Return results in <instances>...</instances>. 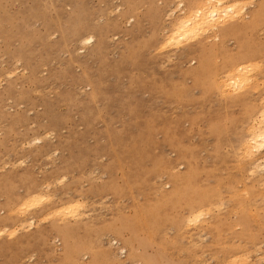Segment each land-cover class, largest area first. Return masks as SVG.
<instances>
[{"label": "rangeland", "instance_id": "obj_1", "mask_svg": "<svg viewBox=\"0 0 264 264\" xmlns=\"http://www.w3.org/2000/svg\"><path fill=\"white\" fill-rule=\"evenodd\" d=\"M248 1L228 34L167 47L179 0H0V264H264V170L242 157L264 0ZM247 62L257 81L219 87Z\"/></svg>", "mask_w": 264, "mask_h": 264}, {"label": "bare ground", "instance_id": "obj_2", "mask_svg": "<svg viewBox=\"0 0 264 264\" xmlns=\"http://www.w3.org/2000/svg\"><path fill=\"white\" fill-rule=\"evenodd\" d=\"M179 4H176L178 8H180V11L181 14L179 17H177L174 22H173V25H172V28L170 31L167 32L166 34V39H165V45L168 47V45H171L172 43H174L175 41L177 40H185L191 36H197V34H203V33H209V32H216L217 34L219 33V31L222 32V34L224 35L225 33L228 34V31H230V27L231 26H228L230 24L231 21H234L236 18H238L240 16V13L242 11L245 12L247 11V2L248 4H250L248 0H192V1H189L187 6L185 4V2L183 0H179ZM253 2V1H252ZM241 7V9H240ZM178 12V13H179ZM243 15V14H242ZM257 16V15H256ZM242 17V16H241ZM245 17V16H244ZM242 17V18H244ZM252 18V17H251ZM255 18V17H254ZM240 19V18H239ZM256 19V18H255ZM255 21V20H254ZM248 22V21H247ZM250 23V22H249ZM255 28V26H254ZM239 30V29H238ZM232 32V31H231ZM262 32V31H261ZM260 33V32H259ZM201 34V35H202ZM232 35V34H231ZM198 37V36H197ZM216 37V36H215ZM224 37V36H223ZM92 38V37H91ZM196 38V37H195ZM210 38V37H209ZM249 39V38H248ZM253 39V38H252ZM184 40L182 42H184ZM251 40V39H250ZM82 42V40H81ZM164 43V42H163ZM181 43V42H180ZM84 44V43H83ZM164 45L163 49L166 48V46ZM179 45V44H178ZM222 46V45H221ZM242 48V47H241ZM242 50H240L239 53H241ZM258 52V51H257ZM254 53V52H253ZM252 53V54H253ZM232 54V53H231ZM252 54L250 56H252ZM230 55V52L227 53V56ZM240 55V54H239ZM245 55V54H243ZM260 55V54H259ZM233 56V55H231ZM236 57L238 56H235V60H236ZM254 57V56H253ZM234 57H230L229 59H233ZM244 60V59H243ZM253 60V59H252ZM233 61V60H232ZM237 61V60H236ZM214 62V60L212 61ZM228 62V61H227ZM231 62V61H229ZM239 62V61H238ZM223 63V61L221 62V64ZM231 63H234V62H231ZM209 64V63H208ZM262 64V62H261ZM199 65V64H198ZM203 66V65H202ZM211 66V65H210ZM215 66V65H214ZM263 66V65H262ZM197 68V67H196ZM199 68V67H198ZM261 68V65H259V63H250V62H247V63H239V64H236L234 66H232L231 68H229V70L225 73V76L222 81H223V85L221 84H218L219 87H221V89H224V90H232L228 87V85H231V88L232 86L233 87V90L234 89H241L247 85H249L251 82L253 81H257L256 77L253 75L252 71H255L257 72V70H260ZM206 69V68H205ZM213 69V68H211ZM216 69V68H215ZM222 70V69H221ZM208 71V70H207ZM214 71V70H213ZM215 72V71H214ZM207 73V72H206ZM219 76V75H218ZM255 77V78H254ZM213 78V76H212ZM223 78V77H222ZM220 78V79H222ZM225 81V82H224ZM264 81V80H263ZM220 82V80H219ZM262 82V81H261ZM221 83V82H220ZM263 83V82H262ZM264 84V83H263ZM261 84V86L263 85ZM215 86V85H214ZM227 86L229 89H226ZM258 86H255L257 88V90L259 88ZM264 86V85H263ZM206 87V86H205ZM216 87V86H215ZM224 87V88H223ZM264 88V87H263ZM256 90V89H255ZM228 91V92H229ZM243 91V90H242ZM223 92V90H222ZM250 92V91H249ZM218 93V92H217ZM231 94V93H230ZM249 96V95H248ZM264 98V96H263ZM261 101V104L263 103L262 99L260 100ZM259 101V102H260ZM260 104V103H259ZM258 105V104H257ZM264 105V104H263ZM255 119V118H254ZM253 119V120H254ZM248 130V129H247ZM246 130V131H247ZM249 134L243 144V149H242V157L244 158H249L251 159V173H256L257 171L259 170H264V157H263V154H264V106L263 108L258 112V115H257V118L253 121L252 125L249 126ZM240 149V148H239ZM238 149V150H239ZM237 150V151H238ZM241 153V152H240ZM241 156V154H240ZM241 157V158H242ZM261 160H263V162H261ZM239 163V162H238ZM170 178V177H169ZM198 178V177H197ZM65 179V178H63ZM182 178H179L176 180V183H180L182 182ZM48 184V183H47ZM46 184V185H47ZM264 184V183H262ZM46 185H43V186H46ZM51 185V184H50ZM49 185V186H50ZM178 185V184H177ZM48 186V188H49ZM52 186V185H51ZM54 186V185H53ZM42 188V187H41ZM47 189V188H45ZM255 191V190H254ZM189 193V192H188ZM187 193V194H188ZM46 194V193H45ZM49 194V193H48ZM247 196V195H246ZM48 197V196H47ZM43 198H45L44 195H39V194H34L33 196H31L30 198H28L26 201H24L23 203V207L26 208L24 205L27 206V208L29 207V209H34L33 205L37 204L40 202V205L42 203V200ZM53 198V197H52ZM50 197V199H52ZM49 197H48V200H50ZM44 201V200H43ZM47 202V201H46ZM45 202V203H46ZM44 203V202H43ZM42 203V204H43ZM83 204V203H82ZM81 204V205H82ZM39 205V204H37ZM199 205V204H198ZM32 206V207H30ZM36 206V205H35ZM77 207L78 208H81L82 207L80 206V203L78 202H74V203H71V204H66L64 205L61 209V212L58 210L54 213L53 211V215H56V216H59L57 215L60 214L61 216L62 215H72L71 212L70 214H66V213H69L68 211H71V208L73 207ZM84 206V205H83ZM21 208V210L24 208ZM39 207V206H38ZM75 207V208H76ZM20 208V207H19ZM59 208V209H60ZM74 208V209H75ZM84 208V207H83ZM63 209H70L68 211L65 212V210ZM74 209H73V213H74ZM79 209L76 210V212L74 213V215L72 216H76L77 215V211ZM13 211V210H12ZM11 211V212H12ZM17 211V210H16ZM29 211V210H27ZM209 211V210H208ZM26 213V211H23ZM65 212V213H64ZM14 213V212H13ZM24 213V214H25ZM29 213V212H28ZM63 213V214H62ZM76 214V215H75ZM79 214V213H78ZM80 215V214H79ZM78 215V216H79ZM204 215V216H203ZM208 215V214H207ZM31 216V215H30ZM52 216V215H50ZM71 216V218H72ZM205 217V214L204 212L202 211H198V210H195L192 212L191 216L189 217V219H193V217L195 219H197V221L200 220L201 217ZM46 217V216H45ZM49 218V215L47 216ZM47 218V219H48ZM62 218V217H61ZM66 218V217H65ZM188 219V221H189ZM199 219V220H198ZM45 220V219H44ZM202 220V218H201ZM38 221V220H37ZM42 221V219H41ZM191 221V220H190ZM193 222L197 223V221H195L194 219L192 220ZM202 222V221H200ZM39 223V222H38ZM191 223V222H190ZM189 223V225H190ZM26 224H29V223H26ZM22 225V223H21ZM31 225V223H30ZM38 225V224H37ZM188 225V224H187ZM23 226V225H22ZM24 226H25V222H24ZM29 226V225H28ZM33 226V224H32ZM186 226V225H185ZM21 228V227H18V229ZM25 228V227H24ZM29 228V227H28ZM27 228V229H28ZM15 229V228H14ZM8 230V228L4 229V231ZM10 230V229H9ZM21 230V229H20ZM2 232V231H1ZM0 232V233H1ZM15 232V231H14ZM8 233V231H7ZM10 233V232H9ZM11 233H12V230H11ZM13 234V233H12ZM1 237V236H0ZM114 241V240H113ZM112 241V243H113ZM234 246V245H233ZM248 253V252H247ZM238 255V254H236ZM241 254H239L240 256ZM203 257V256H202ZM232 257V256H231ZM234 257V256H233ZM238 257V256H236ZM261 257V256H260ZM238 258H241V257H238ZM237 258V259H238ZM243 258V257H242ZM264 258V257H263ZM236 261H239L238 264H242L243 263V259H246L245 258V255H244V258L243 259H239ZM259 259V257H258ZM230 260V259H229ZM228 260V261H229ZM242 260V261H240ZM248 260V259H247ZM262 260V259H261ZM232 261V262H231ZM230 261V263L232 264H236L235 263V258H232V260ZM234 261V263H233ZM263 261V260H262ZM242 262V263H241ZM245 262V261H244ZM264 262V261H263ZM252 263V262H251ZM208 264V263H207ZM245 264V263H244Z\"/></svg>", "mask_w": 264, "mask_h": 264}]
</instances>
